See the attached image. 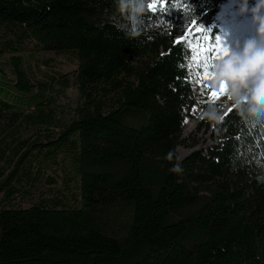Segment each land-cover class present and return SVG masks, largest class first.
Segmentation results:
<instances>
[{
	"label": "trees",
	"instance_id": "1",
	"mask_svg": "<svg viewBox=\"0 0 264 264\" xmlns=\"http://www.w3.org/2000/svg\"><path fill=\"white\" fill-rule=\"evenodd\" d=\"M226 1L172 0L129 38L114 0H0V264H264V121L231 107L177 153L194 106L222 112L204 80L220 57L200 62ZM193 20L209 39L177 44ZM29 42L76 67L36 78Z\"/></svg>",
	"mask_w": 264,
	"mask_h": 264
},
{
	"label": "clouds",
	"instance_id": "2",
	"mask_svg": "<svg viewBox=\"0 0 264 264\" xmlns=\"http://www.w3.org/2000/svg\"><path fill=\"white\" fill-rule=\"evenodd\" d=\"M151 3L152 0H114L119 13L115 26L126 37L141 36L147 27L155 25L154 21L150 25L147 19ZM238 11L251 14L252 22L256 25L255 36L242 43L237 42L227 58L214 66L213 76L228 85V98L241 116L264 121V0H255L251 7L248 0H239ZM209 115L214 120L222 118L215 110ZM174 157L175 152L169 151L166 159L171 161ZM170 170L182 174L183 166L176 163ZM260 180L264 182V176Z\"/></svg>",
	"mask_w": 264,
	"mask_h": 264
},
{
	"label": "rangeland",
	"instance_id": "3",
	"mask_svg": "<svg viewBox=\"0 0 264 264\" xmlns=\"http://www.w3.org/2000/svg\"><path fill=\"white\" fill-rule=\"evenodd\" d=\"M254 3L255 0H251L248 6L251 7ZM238 4L239 2L235 0H227L224 2L219 8V14L215 23V26L219 29L217 35L221 37L229 51L234 49L237 42L242 43L245 39L255 36L256 25L252 22L251 14L249 12L239 13ZM23 46L25 48L19 53L23 57L24 65L28 69H31L32 74L38 79L44 73L67 72L76 67V60L67 55H58L54 51L37 49L31 42ZM217 54L220 58L214 61L215 64L227 58V56L221 53ZM10 55L11 53L0 54V81L3 82H5V70L8 72L7 75H10L8 70V58ZM206 77L204 80L209 87V95L212 92L219 93L221 81L216 79L213 74H208ZM227 92L228 85L226 93L219 96L222 98L220 103L222 112L218 114L219 116H222L232 107L233 101L229 100ZM76 99L77 93L74 89H68L66 96L58 99L60 103L58 107L62 119H67V116L72 114ZM212 124V119L206 117L203 108L194 106L191 109L190 114L185 117L183 122L182 137L184 138V142L177 147V153L180 159L187 157L195 150L206 149L212 143L209 132V127Z\"/></svg>",
	"mask_w": 264,
	"mask_h": 264
},
{
	"label": "snow or ice",
	"instance_id": "4",
	"mask_svg": "<svg viewBox=\"0 0 264 264\" xmlns=\"http://www.w3.org/2000/svg\"><path fill=\"white\" fill-rule=\"evenodd\" d=\"M149 8L151 11L156 12L157 9L159 8V11L161 13H166L169 8L174 9L173 8V2L172 0H152V3L149 5ZM164 22V19L161 20V23ZM192 28L189 29V31L185 32L183 39L185 41L189 42V46L191 47V42L192 41H196L197 43H199L201 40H207L209 39V37L204 36V35H197L199 33H202L203 31H211L210 29L207 30H202L198 27H196L197 21L193 20L192 22ZM177 44L181 43V41H176ZM208 56L206 57L205 61H201V65L204 68L205 73H207L208 69H209V65L207 63L208 60L211 59L212 56H214L217 53H221L224 56H227V54L229 53V49L227 48V46L224 44V42L222 41L221 37L219 35L215 36V44H209L208 45ZM192 60L195 62L197 61V49L193 48L192 49ZM197 75H199V72L197 73ZM205 78H207L205 76ZM227 91V85L224 82L220 83V92H212L210 93V96L213 98H219L220 95L225 94ZM246 95V93H245ZM232 109H229V112H231ZM228 113H225V116H227ZM224 117L221 118V120H223Z\"/></svg>",
	"mask_w": 264,
	"mask_h": 264
},
{
	"label": "water",
	"instance_id": "5",
	"mask_svg": "<svg viewBox=\"0 0 264 264\" xmlns=\"http://www.w3.org/2000/svg\"><path fill=\"white\" fill-rule=\"evenodd\" d=\"M181 39V38H178V40Z\"/></svg>",
	"mask_w": 264,
	"mask_h": 264
}]
</instances>
